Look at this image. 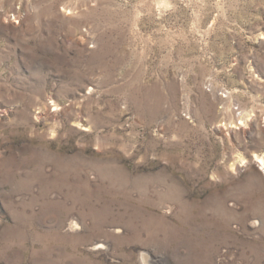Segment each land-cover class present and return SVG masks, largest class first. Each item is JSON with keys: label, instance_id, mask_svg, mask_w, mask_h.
<instances>
[{"label": "rangeland", "instance_id": "obj_1", "mask_svg": "<svg viewBox=\"0 0 264 264\" xmlns=\"http://www.w3.org/2000/svg\"><path fill=\"white\" fill-rule=\"evenodd\" d=\"M263 156L264 0H0V264H264Z\"/></svg>", "mask_w": 264, "mask_h": 264}, {"label": "bare ground", "instance_id": "obj_2", "mask_svg": "<svg viewBox=\"0 0 264 264\" xmlns=\"http://www.w3.org/2000/svg\"><path fill=\"white\" fill-rule=\"evenodd\" d=\"M258 159H259V158H258ZM260 162H261V166H263V168H264V156L261 157ZM98 221H99V220H98ZM95 227L98 228V229H100V221H99L98 224L95 225ZM82 228H83V227H82ZM69 229H70L71 231H74V232H75V231H77L78 229H80V226H79V224H77V222H75V221H71V224H70ZM76 233H77V232H76ZM76 236H77V237H80L78 234H76Z\"/></svg>", "mask_w": 264, "mask_h": 264}]
</instances>
